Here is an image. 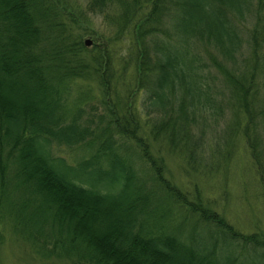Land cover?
Here are the masks:
<instances>
[{
	"label": "trees",
	"instance_id": "1",
	"mask_svg": "<svg viewBox=\"0 0 264 264\" xmlns=\"http://www.w3.org/2000/svg\"><path fill=\"white\" fill-rule=\"evenodd\" d=\"M116 1L118 24L133 32L131 91L143 92L145 117L160 116L145 121L153 139L190 157L206 144L209 118L215 122L229 110V142L242 137L264 185V0ZM110 4L89 0L88 9L101 13ZM246 13L251 25L242 41L236 20ZM56 17L52 0H0V219L19 227L31 244L46 229L51 247L45 254L68 264H264L258 233L241 235L215 212L182 201L184 194L163 177L161 158L151 157L134 134L132 118L117 121L110 111L115 136L130 139L163 197L168 193L194 219L186 231L183 214L167 226L170 207L155 215L157 207L147 210L148 195L116 155L110 133L74 163L54 152L93 144L79 122L83 97H69L84 68L66 54L86 51L84 41L69 40ZM50 45L56 48L46 50ZM95 49L90 68L107 104L109 60L106 50ZM122 105L131 108L129 101ZM195 223L206 228V239L193 232Z\"/></svg>",
	"mask_w": 264,
	"mask_h": 264
},
{
	"label": "rangeland",
	"instance_id": "2",
	"mask_svg": "<svg viewBox=\"0 0 264 264\" xmlns=\"http://www.w3.org/2000/svg\"><path fill=\"white\" fill-rule=\"evenodd\" d=\"M52 1L56 12H58V18L56 17L55 20L64 26L65 32L70 34L69 40L80 37L81 41L85 39L90 41L88 45L84 44L86 51L77 52L76 50L75 55H71V53L66 55L72 58L73 64H81L84 68L83 75L71 85L69 97L74 98L76 95L83 97V100L79 102L82 108L79 122L82 125H87L90 130L86 140H93V144L89 147L82 144L70 147L59 146L54 148V152L63 156L68 162L74 163L78 159L92 154L99 140L104 139L110 133L114 139L112 146L116 155L120 159H124L128 166H131L134 184L140 188L139 190L143 194L148 195L147 210L157 207V210L151 212L152 215H155L159 209L170 207V211L167 212V217L163 221L168 226V222H175L185 210L173 205L168 199L171 198L168 193L166 197H163V190L158 188L151 178L153 173L151 168L149 169V164H144L135 156L137 154L136 151L134 152V146L130 139L128 137L121 139L115 136L110 111L113 118L117 117V121L121 120L118 117L132 118L131 127L137 126L134 134L144 138L151 157H154L155 160L161 158L163 177L184 194L185 200L182 201H186L187 206L192 203L198 204L215 212L216 216L224 219L241 235L258 233L260 235L258 237L264 240V185L259 180L256 167L242 137L233 135L231 138L233 143L229 142L228 132L224 126L229 124L231 118L229 110H224V115L217 116L215 122L209 118V123L204 128L206 144H204V148L200 149L202 151L197 150L188 157L185 156V151L178 148L168 149L160 138L153 139L149 126L145 123L147 119L160 116L158 114L156 116L154 113L145 117L140 106L143 92L137 90L132 93L131 91L135 88L134 68L130 58L134 50L133 32L129 24L122 28L118 24L119 16L122 13L121 4L112 0L113 4L98 13L88 9L89 0ZM129 1L125 0V2L132 3ZM248 15L249 13H246L242 18L236 20L241 29L242 41L246 38L251 25ZM134 20L136 19L133 18ZM67 44L68 42H63L60 45L67 47ZM94 46H96L95 51L97 49L106 50L109 60L111 76L107 91L108 105L105 102L103 87L90 68L91 65L93 66L90 60V55L93 53L90 51ZM51 48H56V46H45L46 50ZM244 51L247 52L245 44L242 46V54L237 56L238 62L242 60L240 57L246 54ZM123 100L129 101L131 111L124 108ZM198 123H200V117ZM194 130L193 136H199L196 129ZM118 138L124 141H119ZM86 176L84 175L83 179ZM183 215L185 217L183 230L186 231L194 219H189L187 214ZM198 224L195 223L193 232L206 239V228L200 229L201 226ZM12 227V222L4 218L0 219V264H68L63 259L55 258L54 255L53 257L45 254L46 250L51 247L46 241L47 238H44V236L48 237L46 229H43L35 239L37 241L31 244L25 239L23 232H18L19 227L17 230ZM43 240L44 245H39V242L42 244ZM236 251V254L243 251V255L247 256L244 249L237 248Z\"/></svg>",
	"mask_w": 264,
	"mask_h": 264
},
{
	"label": "water",
	"instance_id": "3",
	"mask_svg": "<svg viewBox=\"0 0 264 264\" xmlns=\"http://www.w3.org/2000/svg\"><path fill=\"white\" fill-rule=\"evenodd\" d=\"M89 43H90V41H89L88 39H85V40H84V44H85V45H88Z\"/></svg>",
	"mask_w": 264,
	"mask_h": 264
}]
</instances>
